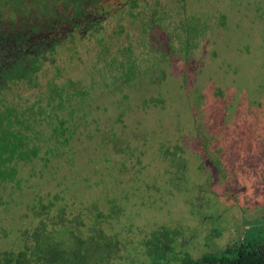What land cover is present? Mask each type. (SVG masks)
<instances>
[{
	"label": "rangeland",
	"instance_id": "374dc122",
	"mask_svg": "<svg viewBox=\"0 0 264 264\" xmlns=\"http://www.w3.org/2000/svg\"><path fill=\"white\" fill-rule=\"evenodd\" d=\"M98 13L0 88L23 153L6 166L0 153V253L40 223L57 231L60 206L83 236L116 240L107 264H147L157 227L179 257L262 242L264 0H110Z\"/></svg>",
	"mask_w": 264,
	"mask_h": 264
},
{
	"label": "trees",
	"instance_id": "16d2710c",
	"mask_svg": "<svg viewBox=\"0 0 264 264\" xmlns=\"http://www.w3.org/2000/svg\"><path fill=\"white\" fill-rule=\"evenodd\" d=\"M109 2L0 0V88L31 78L45 55L60 45L57 33H64L63 37L77 30L86 34L103 22L101 19L105 13L99 14L98 11ZM6 18L8 24L4 26ZM125 76L128 80L135 73L128 70ZM56 96L60 97L58 92ZM11 115L15 118L11 107L0 112V153L6 161L3 166L15 157L23 158L20 139L12 131ZM15 122H18L17 118ZM14 171L11 167L7 174L12 177ZM92 208L96 217H104L94 206ZM63 215V207L60 206L55 214L57 222L51 225L52 228L57 227V231L46 229L45 224L40 223L28 232V244L21 250L0 253V264H107L116 258L119 252L116 240L92 227L87 228L83 236L81 228L84 223L75 216L65 219ZM168 236L169 231L165 227H157L146 236L141 246L147 264H264V240L242 242L233 249L227 246L216 253L192 258L187 253L176 257L170 242L166 241Z\"/></svg>",
	"mask_w": 264,
	"mask_h": 264
}]
</instances>
